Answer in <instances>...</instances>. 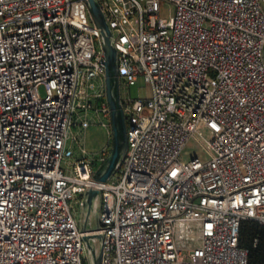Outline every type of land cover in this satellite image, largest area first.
Wrapping results in <instances>:
<instances>
[{
	"label": "built area",
	"instance_id": "1",
	"mask_svg": "<svg viewBox=\"0 0 264 264\" xmlns=\"http://www.w3.org/2000/svg\"><path fill=\"white\" fill-rule=\"evenodd\" d=\"M97 1L120 91L140 77L153 90L121 99L103 264H252L240 231L264 225V0ZM103 59L85 0H0V264H89L80 211L97 168L84 146L74 158L72 130L105 127L106 160Z\"/></svg>",
	"mask_w": 264,
	"mask_h": 264
},
{
	"label": "water",
	"instance_id": "2",
	"mask_svg": "<svg viewBox=\"0 0 264 264\" xmlns=\"http://www.w3.org/2000/svg\"><path fill=\"white\" fill-rule=\"evenodd\" d=\"M99 29L104 50L103 63L106 67L107 98L111 112L113 133L112 149L106 160L96 170L83 195L80 211V228L87 251L89 264H103V231L100 213L102 208V185L119 170L128 150L127 123L120 96L119 53L115 45L118 36L97 0H85Z\"/></svg>",
	"mask_w": 264,
	"mask_h": 264
},
{
	"label": "rangeland",
	"instance_id": "3",
	"mask_svg": "<svg viewBox=\"0 0 264 264\" xmlns=\"http://www.w3.org/2000/svg\"><path fill=\"white\" fill-rule=\"evenodd\" d=\"M171 5H166L164 7V12L168 11ZM41 94H45V90L42 87L40 89ZM153 94L152 86L150 83L145 81L143 77H140L138 81L129 86H124L123 81H121V91L120 96L121 99L127 100L128 98H151ZM73 136L79 139V142H73L74 149V158H78L82 155L81 146H84L89 155L87 156L89 159L94 160V166L98 169L102 164L100 162V154L98 153L103 147H105L109 143V133L108 130L100 124H93L85 131H81L79 127H73L72 130ZM113 143V139L111 144ZM80 144V145H79ZM112 149V146H111ZM110 149V150H111ZM198 150V147L194 143H189L185 148L184 155L186 157L192 155Z\"/></svg>",
	"mask_w": 264,
	"mask_h": 264
},
{
	"label": "trees",
	"instance_id": "4",
	"mask_svg": "<svg viewBox=\"0 0 264 264\" xmlns=\"http://www.w3.org/2000/svg\"><path fill=\"white\" fill-rule=\"evenodd\" d=\"M241 245L249 250L252 264H264V225L257 221L247 220L240 231Z\"/></svg>",
	"mask_w": 264,
	"mask_h": 264
}]
</instances>
